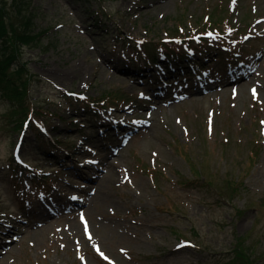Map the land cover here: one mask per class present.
Masks as SVG:
<instances>
[{
	"label": "rangeland",
	"instance_id": "rangeland-1",
	"mask_svg": "<svg viewBox=\"0 0 264 264\" xmlns=\"http://www.w3.org/2000/svg\"><path fill=\"white\" fill-rule=\"evenodd\" d=\"M27 2L33 34H44L12 69L24 68L32 99L66 119L40 126V144L0 88V264H229L246 236L264 264V0ZM209 33L232 51L197 47L193 70L213 81L199 94L189 71L169 74L136 42L198 43ZM4 50L3 58L12 52ZM238 59L246 80L220 87ZM166 78L173 95L156 97ZM64 90L126 100L76 114ZM120 140L116 156L105 151ZM19 145L40 179L10 167ZM194 170L202 182L232 178L240 189L229 201L219 188L186 186Z\"/></svg>",
	"mask_w": 264,
	"mask_h": 264
},
{
	"label": "trees",
	"instance_id": "trees-1",
	"mask_svg": "<svg viewBox=\"0 0 264 264\" xmlns=\"http://www.w3.org/2000/svg\"><path fill=\"white\" fill-rule=\"evenodd\" d=\"M9 1H11L10 7ZM209 18H211L210 15L208 16V19ZM99 22L100 21H97V24ZM212 25L213 23L211 21V26ZM32 26H34V17L30 12V5L27 0H0V51L4 49V51H12L10 55L5 56L4 58L3 55L0 54V88L8 90L9 97L16 102V114L20 115L17 117V122L21 129L26 123H28V127L35 131L37 139L39 140L38 142H40V144H45L46 141H43L44 135L40 131V126L47 123L51 124L54 118L60 120L66 118L59 112L58 108L45 109L43 108V105L40 106V102L42 101L33 100L29 88L31 78H27V76L24 77V68H18L16 71L12 69L16 60H19L21 57L22 47L25 45H31L37 40V38L44 34H33L31 29ZM209 30V28H205L204 31L208 32ZM199 38L200 42L198 43L195 42L194 36L188 35L182 37L171 36L162 40L150 38L149 40H142L138 43V47H140V49L147 54L154 63H160L162 62L161 59H163V63L169 65L175 62L180 64L188 61L192 58L191 52L198 53V46L205 45L209 48H214V45H216L219 46L217 50L221 51L220 44L223 43L224 39H227L221 34H216V36L210 38L201 35ZM226 48L228 50V47ZM15 73L17 78L15 77ZM65 94L66 91L64 90V97L68 98V102L74 106L76 114L94 113L98 115V112L103 110L109 102H121L126 100L123 96L118 95H115V97L111 95H103L96 98L80 96L79 98L74 99L67 97ZM111 99L114 101H110ZM71 125L76 126L77 123L73 121ZM53 130H56V128H53ZM61 142L62 141H59L58 139L52 140L53 145H59ZM53 145L51 144L50 146ZM17 166L19 167V164L16 163L14 158H12L10 167L17 168ZM194 172L197 180L185 183L186 186L196 183H204L206 184L205 186L210 188H219V195L227 198L229 201H232L240 189L239 183L232 178H226L224 184L217 185L215 178L211 177V175L208 176V174H206V182H202L200 180L202 172L199 170H194ZM39 174L41 175V173ZM34 175H36V173ZM249 239L250 238L246 236L237 240L229 264H258L257 258L252 253L254 248L253 244L251 243L247 245ZM182 241L185 244L190 242L186 239H182Z\"/></svg>",
	"mask_w": 264,
	"mask_h": 264
}]
</instances>
